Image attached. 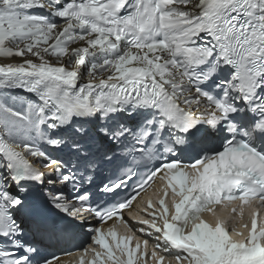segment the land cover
I'll list each match as a JSON object with an SVG mask.
<instances>
[{"label":"snow or ice","instance_id":"obj_1","mask_svg":"<svg viewBox=\"0 0 264 264\" xmlns=\"http://www.w3.org/2000/svg\"><path fill=\"white\" fill-rule=\"evenodd\" d=\"M262 212L264 0H0V264H264Z\"/></svg>","mask_w":264,"mask_h":264},{"label":"bare ground","instance_id":"obj_2","mask_svg":"<svg viewBox=\"0 0 264 264\" xmlns=\"http://www.w3.org/2000/svg\"><path fill=\"white\" fill-rule=\"evenodd\" d=\"M247 211H246V213H245V217H244V220H245V222L247 221ZM121 231H123V228L121 229ZM68 245H66V244H61V245H59V246H53V247H51L52 249H55V250H59V251H62V249H65L66 247H67Z\"/></svg>","mask_w":264,"mask_h":264}]
</instances>
